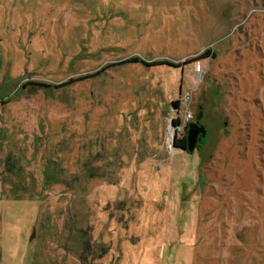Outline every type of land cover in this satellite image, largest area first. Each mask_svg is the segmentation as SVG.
Segmentation results:
<instances>
[{
	"label": "rangeland",
	"instance_id": "374dc122",
	"mask_svg": "<svg viewBox=\"0 0 264 264\" xmlns=\"http://www.w3.org/2000/svg\"><path fill=\"white\" fill-rule=\"evenodd\" d=\"M0 264H264V0H0Z\"/></svg>",
	"mask_w": 264,
	"mask_h": 264
},
{
	"label": "water",
	"instance_id": "95a60500",
	"mask_svg": "<svg viewBox=\"0 0 264 264\" xmlns=\"http://www.w3.org/2000/svg\"><path fill=\"white\" fill-rule=\"evenodd\" d=\"M167 64V63H164ZM170 65V64H167ZM172 66V65H170ZM200 118V112H198L195 116V121H198ZM195 121H190L186 124V130H185V144L180 149L186 150L188 152H191L196 144L198 137H203L205 134V128Z\"/></svg>",
	"mask_w": 264,
	"mask_h": 264
},
{
	"label": "trees",
	"instance_id": "16d2710c",
	"mask_svg": "<svg viewBox=\"0 0 264 264\" xmlns=\"http://www.w3.org/2000/svg\"><path fill=\"white\" fill-rule=\"evenodd\" d=\"M208 52V50L204 51L201 55V56H205V54ZM126 62H141L145 65H153V64H162V63H167V64H170L172 66H177L176 63H171V62H168V61H165V60H159V61H150V62H145V61H142L140 59H138L137 57H131L130 59H127ZM172 105H175V101L171 102ZM173 123L175 125H178V119L177 118H174L173 119ZM202 139L203 138H199L198 141H197V146L202 142ZM185 144V136H181V137H178V138H174L173 141H172V145L174 147H177V148H181L183 147Z\"/></svg>",
	"mask_w": 264,
	"mask_h": 264
},
{
	"label": "flooded vegetation",
	"instance_id": "af4514ba",
	"mask_svg": "<svg viewBox=\"0 0 264 264\" xmlns=\"http://www.w3.org/2000/svg\"><path fill=\"white\" fill-rule=\"evenodd\" d=\"M194 121H195V119H194ZM195 122L199 123L198 121H195ZM199 138H202V137H198V138H197V141H198ZM197 141H196L195 146H197ZM194 148H195V147H194Z\"/></svg>",
	"mask_w": 264,
	"mask_h": 264
}]
</instances>
